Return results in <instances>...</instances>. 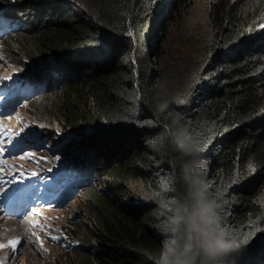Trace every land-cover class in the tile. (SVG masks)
<instances>
[{
    "label": "trees",
    "instance_id": "obj_1",
    "mask_svg": "<svg viewBox=\"0 0 264 264\" xmlns=\"http://www.w3.org/2000/svg\"><path fill=\"white\" fill-rule=\"evenodd\" d=\"M19 1L38 9L30 29L16 31L26 64L57 60L35 74L56 87L33 97L27 109L35 122L83 135L94 178L103 183L84 191L100 241L83 264H154L158 229L174 209L191 205L190 173L204 162L222 226L237 241H250L228 264H264V74L258 69L264 59H254L264 58L254 43L263 31L264 0H212L204 49L182 67L171 66L165 43L187 0H171L160 20L155 14L166 0L13 3ZM176 114L201 152L185 155L172 143L165 126L179 127L170 121ZM89 130H98L90 140ZM135 179L149 200L132 199ZM83 247L79 242L75 252Z\"/></svg>",
    "mask_w": 264,
    "mask_h": 264
},
{
    "label": "rangeland",
    "instance_id": "obj_2",
    "mask_svg": "<svg viewBox=\"0 0 264 264\" xmlns=\"http://www.w3.org/2000/svg\"><path fill=\"white\" fill-rule=\"evenodd\" d=\"M37 1L41 2L42 0ZM170 1L166 0L164 4H161L159 14L158 12L155 14V17H159L158 20L162 19L163 14H165V7H167L166 14L169 12ZM248 1L251 3L254 0ZM211 2L212 0H187L182 8L180 17L169 23L170 25H168L166 32L165 48L170 52V62L174 63L171 65L172 67H182L184 60L197 61L208 38L207 11ZM260 7L263 8V6ZM4 8H8V14L15 16L23 23L21 27V30H24L23 32L30 29L29 23L32 22L35 11H38V9H30V6H27L23 1H19L18 3H12L11 1V4H9L6 0H0V9ZM262 28L263 31H259L258 37L254 40L256 45L255 50L258 48L264 50V27ZM20 34H22L21 31L13 34V36H9L7 39L0 40V78L10 79L17 72L23 73L28 78L32 74L35 75L43 66L45 69H48L57 61L54 59H46L34 66L26 64L25 59L27 58H25L26 54L24 53V49L16 46ZM254 59L264 58L256 55ZM179 60L182 63L180 66L177 65ZM258 66L260 70L259 75L264 74V61ZM37 99L35 98V100ZM27 106L23 102L21 106L16 107L17 111L15 114L4 117L2 120L18 128L22 125L21 130L24 129V131L27 130L24 128L25 125H37L34 122V117L26 108ZM40 124L44 126L42 129L44 134L49 135L50 143L48 144L53 146L56 154L45 151L42 154L39 153V156L33 152L31 153V158H25L24 155H15L14 157L5 159L0 164V169L6 170L4 165L8 163L10 167L16 169L21 167H42L50 169L51 166L57 164L55 160L57 158L59 159L61 155L65 159L70 156L73 151L72 148L74 147H69V144H66L64 149H62L61 142L56 141L58 134L60 138L67 137V135L63 131H60L54 124L52 126H49L46 122ZM55 130L58 133H54ZM97 131H87L86 136L88 140H90L92 133L94 134ZM59 132L64 135H61ZM100 133L102 135L109 134L102 131ZM70 137L72 135L68 136V138ZM81 137L79 139L78 137L70 139L77 142L87 141V139L83 140ZM96 183L98 184L97 181ZM91 185H94V183ZM101 187H103V183L96 185L95 189L99 190ZM128 188V190L131 189V193L134 191L133 197L136 199L132 197L133 200H139L141 202L149 200L138 180H131ZM84 191L85 189L61 208L42 207L38 208L35 213L30 210L22 218H9L0 215V245H5L4 247H0V264H83L85 256L91 254V250L98 247V242L100 241V231L97 230L96 219L93 215L88 214V205L84 201ZM126 193L127 191L124 195ZM123 200L129 199L128 197H123ZM155 225L160 226L157 223ZM56 235H60L62 240L54 242L47 238L48 236L52 237ZM16 239H19L20 243L13 250L8 242ZM66 239L83 242L84 249L78 254L75 252V247H64ZM82 255L84 256L81 257Z\"/></svg>",
    "mask_w": 264,
    "mask_h": 264
},
{
    "label": "clouds",
    "instance_id": "obj_3",
    "mask_svg": "<svg viewBox=\"0 0 264 264\" xmlns=\"http://www.w3.org/2000/svg\"><path fill=\"white\" fill-rule=\"evenodd\" d=\"M71 1L72 0H67ZM13 3V2H12ZM11 4V3H10ZM9 9H0V25L3 28H8L10 31L3 34L0 40L8 38L16 34V31L23 26V23L15 16L8 14ZM12 76L14 82H18L20 86L26 83L29 85L26 90L24 89L25 98L21 101L20 105L32 100L33 97L38 96L46 90L52 91L57 84L53 79L46 82L41 76L30 75L28 78L20 72L14 73ZM18 76V78H16ZM21 78V79H20ZM32 91V94L27 92ZM23 93V92H22ZM27 108V107H26ZM171 123L179 127L175 129L165 126V132L171 131L172 143L180 149L185 155H190L193 152H201L202 149L188 131L187 127L180 123L179 114L171 116ZM35 122V121H34ZM37 125H41L40 122H35ZM57 129V128H56ZM42 136L47 138V142L50 143L49 135L44 134ZM54 133H58L55 130ZM61 135V132H59ZM67 137L60 138L59 134L56 138L57 142H61L62 149L66 144L72 147V153L65 159L63 155L55 160L57 164L51 166L54 167V174L64 177V189L70 192L69 199L63 205H57L55 207L61 208L76 195L82 193V191L91 186L99 185L101 183L97 178H94L95 166L91 157L86 155V143L72 141L70 138H80L76 133H65ZM72 137L68 138V136ZM40 149V153L45 151L56 154L52 145ZM161 146H163V137H161ZM81 148V149H79ZM66 152V151H65ZM45 170L47 168H44ZM207 168L205 162L203 164H197L193 167L190 173V181L192 184V191L190 192V198L192 200L191 205L183 204L180 207L174 209V214L170 219L167 226L159 228L158 232L162 236L161 248L159 255L154 257L155 264H228V258L232 253L239 252L241 248L238 247V241L231 237L225 227L222 226V216L220 214V204L216 199L210 197L208 192V183L206 182ZM98 182V184L96 183ZM92 185V186H94ZM59 195V199L63 198ZM128 201V200H125ZM170 233V235H169ZM60 236V235H56ZM61 237V236H60ZM48 239L52 240L49 236ZM62 240H52L59 242ZM79 244L76 240L66 239L64 247H77ZM94 250V249H93ZM91 250V251H93ZM92 254V253H91Z\"/></svg>",
    "mask_w": 264,
    "mask_h": 264
},
{
    "label": "snow or ice",
    "instance_id": "obj_4",
    "mask_svg": "<svg viewBox=\"0 0 264 264\" xmlns=\"http://www.w3.org/2000/svg\"><path fill=\"white\" fill-rule=\"evenodd\" d=\"M13 2H15V0H13ZM0 99H3V97H0ZM24 128H26L27 130L23 131V134H21L18 132H14L11 129H7L3 125H0V154H24L25 158H31V153L27 151L28 149H42L51 147L47 142V138L42 136L41 130L44 128L43 125H25ZM14 137H16L15 140L13 139ZM21 175H23V173H21ZM17 179H19V177L10 180L9 183L15 185ZM233 183H236V181H233ZM50 238L52 240L61 239L60 236H52ZM249 242V238L245 237L238 241V247L241 248L242 246H246L249 244ZM8 243L12 246L13 250H15L17 244L20 243V240H10ZM4 246L5 245H0V247Z\"/></svg>",
    "mask_w": 264,
    "mask_h": 264
},
{
    "label": "bare ground",
    "instance_id": "obj_5",
    "mask_svg": "<svg viewBox=\"0 0 264 264\" xmlns=\"http://www.w3.org/2000/svg\"><path fill=\"white\" fill-rule=\"evenodd\" d=\"M23 129V128H22ZM82 134V133H81ZM79 137H81V136H79ZM94 157V156H93Z\"/></svg>",
    "mask_w": 264,
    "mask_h": 264
}]
</instances>
